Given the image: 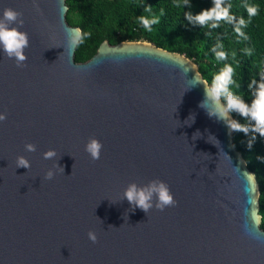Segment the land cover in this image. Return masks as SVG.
I'll return each mask as SVG.
<instances>
[{"label":"water","instance_id":"obj_1","mask_svg":"<svg viewBox=\"0 0 264 264\" xmlns=\"http://www.w3.org/2000/svg\"><path fill=\"white\" fill-rule=\"evenodd\" d=\"M5 9L26 46L21 61L0 43V264H264L256 177L194 61L103 40L76 63L67 0H0V21ZM161 184L174 206L126 198Z\"/></svg>","mask_w":264,"mask_h":264},{"label":"trees","instance_id":"obj_2","mask_svg":"<svg viewBox=\"0 0 264 264\" xmlns=\"http://www.w3.org/2000/svg\"><path fill=\"white\" fill-rule=\"evenodd\" d=\"M246 4H258V14L249 18ZM228 5H231L230 15L235 20L232 23L220 21L219 27H212L214 21L201 26L185 18V13L190 12L194 17L201 10L210 8L211 0H188L187 5L184 0H67V22L81 29L75 62L89 61L103 40L111 45L121 41H148L194 61L210 87L214 75L225 65H231L234 84L229 85V90L250 104L256 84H251V89L249 84L252 79L259 80V76L264 75V0H225V6ZM140 17L159 23H151L149 31L140 22ZM241 18L247 26L241 27L244 35L238 36L234 27ZM218 52L226 53L227 58L218 59ZM221 100L224 102L223 96ZM230 116L242 125L252 123L235 112ZM234 133L247 166L257 180L261 229L264 230V138L256 134L253 139L251 130L247 135Z\"/></svg>","mask_w":264,"mask_h":264},{"label":"clouds","instance_id":"obj_3","mask_svg":"<svg viewBox=\"0 0 264 264\" xmlns=\"http://www.w3.org/2000/svg\"><path fill=\"white\" fill-rule=\"evenodd\" d=\"M212 6L208 9L201 10L194 17L190 12L185 13V18L189 21L194 20L197 24L204 26L208 21H214L212 27H219L220 21H226L227 23H232L235 17L230 15L231 5L225 6V0H211ZM184 4H188V0H184ZM245 9L248 13V17L252 18L256 16L259 12L258 4H246ZM19 15L13 9L4 10V21H0V43L4 46V51L9 55H15L18 60H24L25 57L22 55V49L26 46V38L23 34L19 33L14 29L9 28V23L16 21ZM140 22L144 25L145 29L151 31V23H159L158 20H148L147 18L140 17ZM238 26L234 27V31L238 36H243L244 33L241 31V27H246V22L243 18L239 19L237 22ZM246 38V37H245ZM74 39V38H73ZM215 50V49H213ZM247 55H251L250 51H246ZM218 59H226L227 54L224 52L216 53ZM259 80L252 79L249 84L251 89V84H256V89L251 96V103L247 104L241 98L239 94L234 95L232 91L229 90V85L234 84L233 80V67L231 65H225L222 70L215 74L211 87L205 90L206 100H211L212 105L207 109L209 115L216 116L217 119L223 120L227 123L228 127L232 131L243 132L245 135L251 130L255 135L258 134L261 138H264V75L259 76ZM224 97V102L221 103V97ZM235 112L240 115L241 118L246 121H251L252 123L248 125H242L235 120L230 118V113ZM4 117L0 116V120ZM29 151H34L32 145L26 146ZM101 145L95 141L91 142L87 151H89L94 158H99L98 153ZM54 152H47L46 158L54 156ZM18 166L29 167L27 161L23 158H19ZM251 179V175L249 176ZM156 192L161 201V210H163L164 205H175L176 201H173L171 196L168 194L166 187L161 184L159 187L153 186L149 190L138 191L135 187H130L126 192L127 200L135 202L138 207L147 211L150 204L152 193ZM259 208L252 209L250 211V218L253 223H258L259 221ZM89 239L95 243L96 237L93 234H89Z\"/></svg>","mask_w":264,"mask_h":264}]
</instances>
